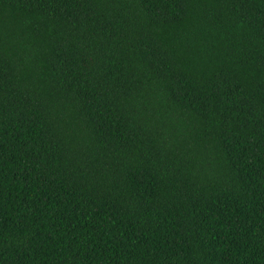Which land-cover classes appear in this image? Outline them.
Segmentation results:
<instances>
[{
  "label": "trees",
  "instance_id": "1",
  "mask_svg": "<svg viewBox=\"0 0 264 264\" xmlns=\"http://www.w3.org/2000/svg\"><path fill=\"white\" fill-rule=\"evenodd\" d=\"M0 264H264V0H0Z\"/></svg>",
  "mask_w": 264,
  "mask_h": 264
}]
</instances>
